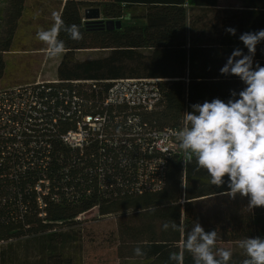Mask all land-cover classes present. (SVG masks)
Masks as SVG:
<instances>
[{
    "label": "trees",
    "instance_id": "16d2710c",
    "mask_svg": "<svg viewBox=\"0 0 264 264\" xmlns=\"http://www.w3.org/2000/svg\"><path fill=\"white\" fill-rule=\"evenodd\" d=\"M36 1H56L57 7L38 10ZM236 1L239 5L222 7L220 0H0V90L29 84L34 92L27 110L0 122V264H75L74 257L58 250V245L64 248L76 239L71 229L81 223L80 215L95 207L101 215L118 217L120 264H174L169 254L181 250L183 238L179 231L164 230L166 221L183 222L185 237L196 221L206 231L216 230L217 241L233 244L229 264H242L246 256L238 243L249 236L264 237V207L251 210L248 197L225 195L227 176L225 184L217 187L209 183L206 170L197 171L195 159L183 168L181 159L173 155L168 157L160 190L99 191L92 151L73 149L57 136L74 123L59 114L58 130L50 126L59 108L73 105V93L66 99L59 91L70 88L81 93L82 85L75 80H97L99 91L106 92L112 79H162V100L146 115L161 127L180 126L184 112L192 111L195 103L217 97L227 102L232 90L239 98L245 84L220 69L234 49L248 53L239 39L242 33L264 29V0ZM97 10L99 18H86V11L92 17ZM53 12L66 25H78L82 34V39H72L60 32L65 47L57 82L37 84V70L33 80L4 86L5 54L15 50L23 22H29L30 14L36 32L48 29ZM107 19H123L122 27L107 29ZM228 27L235 28L236 35L227 32ZM27 47L31 48L22 50H47L40 40ZM89 49L102 55L76 57ZM257 63L264 66V41L257 45L254 68ZM93 94L87 93L88 98ZM40 141L50 147L35 146ZM208 201L221 205L208 211ZM137 246L144 255H135ZM184 256V264H193L191 254Z\"/></svg>",
    "mask_w": 264,
    "mask_h": 264
},
{
    "label": "clouds",
    "instance_id": "9594fccd",
    "mask_svg": "<svg viewBox=\"0 0 264 264\" xmlns=\"http://www.w3.org/2000/svg\"><path fill=\"white\" fill-rule=\"evenodd\" d=\"M52 19L51 27L39 28L36 36L47 46L48 55L55 57L64 51L65 42L59 38L62 30L72 39H82V34L78 25H66L58 13L53 12ZM226 31L236 35L237 30L228 27ZM239 39L248 53L234 49L220 69L221 74L238 76L245 84L239 98L232 90L227 102L217 97L193 104L192 111L184 112L175 138L185 154V166L195 159L197 171L206 170L209 183L217 187L225 184L227 176L224 194L232 199L237 194L248 197L247 207L252 210L264 207V66L257 63L253 67L257 45L264 41V29L244 32ZM163 228L182 234L181 250L169 254L174 264H184L185 252L191 254L193 264H229L232 252L216 248V230L206 231L198 221L186 237L183 222L177 225L175 221H166ZM238 247L246 256L242 264H264V237L243 238ZM134 253L144 255L139 246Z\"/></svg>",
    "mask_w": 264,
    "mask_h": 264
},
{
    "label": "built area",
    "instance_id": "2783aa9c",
    "mask_svg": "<svg viewBox=\"0 0 264 264\" xmlns=\"http://www.w3.org/2000/svg\"><path fill=\"white\" fill-rule=\"evenodd\" d=\"M161 80L148 77L112 79L106 92L99 91L97 80H75V84L82 85L80 94L77 89L59 91L66 99L73 93V105L59 108L50 126L55 132L58 130L55 124L59 114L74 123L67 131L57 132V136L73 149L92 151L90 157L96 162L94 174L99 191L117 190L129 194L157 191L165 185L169 156L179 157L185 167V154L175 138L182 124L161 127L146 116L162 100ZM45 82L57 80L38 79L37 84ZM90 91H94L91 99L87 96ZM33 98L29 84L0 90V122L7 120L10 114L27 110ZM40 145L50 147L47 142L35 143V146ZM182 180L184 184V171Z\"/></svg>",
    "mask_w": 264,
    "mask_h": 264
},
{
    "label": "rangeland",
    "instance_id": "374dc122",
    "mask_svg": "<svg viewBox=\"0 0 264 264\" xmlns=\"http://www.w3.org/2000/svg\"><path fill=\"white\" fill-rule=\"evenodd\" d=\"M36 3L39 5L38 10L47 8L51 10L57 7L56 1H36ZM220 3L222 7L239 5L236 0H220ZM28 18L29 22H23L24 28L19 33L15 50L5 54L6 77L4 86L6 87L35 79L37 70L40 71V80L57 79L56 70L63 53L50 57L48 50H44V52L22 50L31 48L27 46L38 41L37 32L34 29V21L36 20L34 17L31 19L30 14ZM126 21L131 22L127 19ZM144 22V20L137 21V23ZM100 55H102V51L89 49L77 52L76 57L83 60ZM205 205L206 210L212 211L219 208L221 201H208ZM80 218L81 223L70 231L72 235L76 234V239L67 242L64 248L62 245H58V250L63 249L65 254H71L75 259V264H120V258L117 254L118 217L116 215H101L98 208L95 207L80 215ZM216 248H223L232 252L234 247L231 242L217 241Z\"/></svg>",
    "mask_w": 264,
    "mask_h": 264
},
{
    "label": "water",
    "instance_id": "95a60500",
    "mask_svg": "<svg viewBox=\"0 0 264 264\" xmlns=\"http://www.w3.org/2000/svg\"><path fill=\"white\" fill-rule=\"evenodd\" d=\"M85 15H86V18H96L97 19L100 17V12H99V10H97L96 15L90 17L89 15H87V11H86ZM104 24H105L107 29H112L114 27L121 28L122 27V20L121 19H116V20L107 19V20H105Z\"/></svg>",
    "mask_w": 264,
    "mask_h": 264
},
{
    "label": "crops",
    "instance_id": "0c3cea01",
    "mask_svg": "<svg viewBox=\"0 0 264 264\" xmlns=\"http://www.w3.org/2000/svg\"><path fill=\"white\" fill-rule=\"evenodd\" d=\"M60 62V61H59ZM59 62H58V64H59ZM40 72V71H39ZM41 78V76H40V74L38 73V78L37 79H40ZM57 78V77H56ZM50 80H54V79H50Z\"/></svg>",
    "mask_w": 264,
    "mask_h": 264
}]
</instances>
